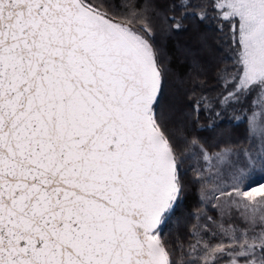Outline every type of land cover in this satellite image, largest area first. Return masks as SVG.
<instances>
[{
    "label": "snow or ice",
    "instance_id": "obj_1",
    "mask_svg": "<svg viewBox=\"0 0 264 264\" xmlns=\"http://www.w3.org/2000/svg\"><path fill=\"white\" fill-rule=\"evenodd\" d=\"M0 264H264V0H0Z\"/></svg>",
    "mask_w": 264,
    "mask_h": 264
}]
</instances>
